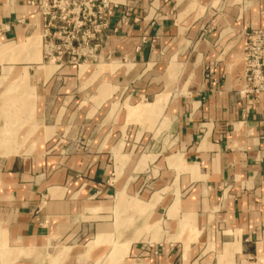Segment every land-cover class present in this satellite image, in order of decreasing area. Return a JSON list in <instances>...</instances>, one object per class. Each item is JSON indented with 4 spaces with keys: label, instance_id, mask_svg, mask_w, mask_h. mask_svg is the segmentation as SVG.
Masks as SVG:
<instances>
[{
    "label": "crops",
    "instance_id": "crops-1",
    "mask_svg": "<svg viewBox=\"0 0 264 264\" xmlns=\"http://www.w3.org/2000/svg\"><path fill=\"white\" fill-rule=\"evenodd\" d=\"M109 1L59 63L0 0V264H264V0Z\"/></svg>",
    "mask_w": 264,
    "mask_h": 264
},
{
    "label": "built area",
    "instance_id": "built-area-1",
    "mask_svg": "<svg viewBox=\"0 0 264 264\" xmlns=\"http://www.w3.org/2000/svg\"><path fill=\"white\" fill-rule=\"evenodd\" d=\"M42 19V37L48 41L45 57L61 63L64 54L78 55L81 47L99 46L97 39L112 13L109 0H29ZM243 73L239 94L264 93V28L243 32ZM54 54V55H53ZM73 59V57H71Z\"/></svg>",
    "mask_w": 264,
    "mask_h": 264
}]
</instances>
